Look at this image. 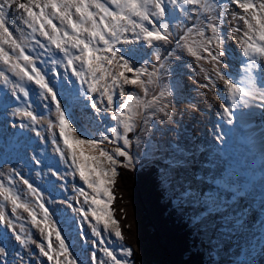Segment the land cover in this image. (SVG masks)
Returning <instances> with one entry per match:
<instances>
[{"label":"bare ground","instance_id":"6f19581e","mask_svg":"<svg viewBox=\"0 0 264 264\" xmlns=\"http://www.w3.org/2000/svg\"><path fill=\"white\" fill-rule=\"evenodd\" d=\"M222 1L224 3L231 0H196L191 4L187 3L186 0H176L175 3L172 0H162L164 13L162 17L157 16V19L160 21L161 28L168 29L170 38L176 39L182 27L190 24L189 18L194 17L196 18L195 22H197L199 18L207 15H205V7L212 9ZM242 1L238 0L239 3H242ZM100 2L106 3L108 0H100ZM250 3L257 4L255 1ZM149 7L150 12L156 11L152 5ZM18 12L13 10L8 21V24H11L7 34L9 41L2 43L3 51H9L12 48L11 41H15L16 44L20 45V48L15 50L12 48L11 53L13 55L10 57L12 60H17V54L21 48L24 51L28 46H33L32 49L24 51H34V57L31 58L33 63L28 65L27 68L30 71L32 67H35L42 76L48 78L50 81L48 85L53 89V92L47 96L38 94V100L29 110L32 113L31 116L21 115V113L13 115L12 113L16 110V103L19 99L18 93H21L19 87L27 83L28 80L27 78L21 80L11 70V62L6 64L0 59V72L3 73V75H0V177L4 171L14 172L9 177L11 184L6 186L11 190V194L18 196V203L29 206L30 211L36 215L38 222L45 223L44 210L46 209L48 214L46 224L57 229L61 228V222L68 226L75 224L72 222H88L89 226L94 223V226L102 228L101 223L97 224L88 209L85 213H77L76 208L78 206L87 208L90 200L88 204H85L84 196L77 188L78 185L83 183V180L79 177V173L71 160V155L63 144L59 131V113L51 99L55 88L54 76H51L49 68L55 64L53 61H56L60 67L67 65L66 61L61 62L65 56L55 45L50 44L46 37L41 36L39 32L34 33L29 25L24 23L28 17L23 10H20L19 15ZM262 12L264 10L259 7L256 14L261 15ZM133 19L138 24L143 23L145 27L152 30V25L149 22L140 21L138 17H133ZM261 19H264V15H261ZM53 21L57 27H62L55 18H53ZM225 24L226 22H217L223 39L218 50L219 55L214 60V64L211 65L220 79L215 78L214 84L211 82L203 83L201 87V93L205 92L206 88L210 91V96L207 99L210 118L202 117V123L198 128L202 129L200 131L210 134V142L202 144L200 140L194 142L190 140L191 144L189 146L191 149L189 151L195 154L192 156L191 165H183L182 163L180 167L184 169V172L180 173L179 170L178 173L184 178L185 186L193 190L192 193L189 190L185 202L202 201L205 204L206 212L201 220L209 222L221 218L220 223L227 222L229 223L228 227L235 228L236 234L226 233L228 234L227 245L229 247L236 246L235 252L230 251L232 261L234 254H240V257H237L238 260L247 255L245 251L239 253V248L242 249L246 245H252L255 243V239L261 237L260 223L264 222V181L256 183L249 179L243 171L245 165L250 168L253 167V163L250 162L253 155L261 160V165L259 168L257 167V170H264V155L261 153L264 152V53L256 51L264 47V39H261L260 27L254 19L240 20L231 31L225 27ZM229 24L231 25L230 21H228ZM228 32H230V35H228L233 39L232 44L229 42ZM137 35H139V39H137ZM124 36L127 37L129 42H122L120 48L117 49L118 64L112 68V71L116 73L123 71L122 65L125 60L128 61V66L134 70L144 69L149 65L152 68L158 58L159 43H148L144 40V33H141L139 28L135 33L129 31ZM121 39L123 41L124 37ZM145 43L150 49L148 52ZM132 48H135V51H132ZM245 49H248V53ZM17 62L23 64L22 59ZM210 63L209 59L206 65L210 67ZM78 65L79 61H74L70 67L72 70H77ZM142 75L143 73L140 74V80ZM5 77H7V81H5ZM91 79L90 77V81ZM108 80L111 81V78L105 77V80L100 81L97 85L98 90L93 92L96 100L91 104V108L83 110L80 107L79 112H77L78 119L71 122L69 131H67L73 142L76 140L98 141L97 154L100 149L109 148L115 139L123 137L124 134L120 122H113L111 118V105L108 104L107 97L101 95L104 91L103 85ZM16 82L18 88H16ZM232 86H235L239 91L233 90ZM138 90L139 86H137L136 92ZM118 92L119 88L117 86L110 93L114 97V103L117 104V112L119 110ZM93 104H95V107H93ZM76 105L79 104L76 103ZM61 110L60 108V112ZM232 112H236L238 116L233 118L231 116ZM232 125L240 140L242 134L254 135L253 137L257 139L255 150L246 146H244L246 149L237 146L231 138L234 130ZM112 129H116V133H113ZM25 130L30 131L29 136L25 134ZM20 131L23 132L22 136L16 141L14 135ZM198 133L200 132L198 131ZM74 147H77L78 150L80 148L75 143ZM248 150H250L252 156L247 153ZM256 166L258 165L256 164ZM251 169L254 172L256 170ZM57 176L62 179L59 190L55 189L52 184V178ZM25 180L28 182L27 184ZM19 182L25 184L27 189L25 193L28 192L27 196L21 194L19 189H15L14 186ZM228 184L231 185L230 188L226 187ZM31 188L36 190L35 194H33ZM85 192L89 196L91 195V189L87 188ZM239 196L246 197L238 202ZM2 201L5 200L2 199L0 203ZM6 201H8V206H2L0 211H3L5 216L9 218L13 213L11 210L12 202L11 200ZM55 201L68 204L71 214L57 213L54 207ZM185 202H183V205H185ZM40 204L44 205V209L40 208ZM198 208V206L194 207L195 210ZM23 216L25 220L32 222L29 211L24 209ZM8 218L6 217L7 220H9ZM14 220L21 223L26 222L20 217H15ZM197 222H200V220H197ZM237 228L248 231L246 236L241 237L239 235L241 229L238 231ZM29 231L31 232V228ZM102 231L98 237L105 239ZM33 233L34 230L31 234ZM91 234L96 236L93 231H91ZM55 238H57L56 235ZM55 244L54 241L52 246L55 247ZM44 246L48 249L47 239ZM228 249L230 250V248ZM60 259H63L62 256Z\"/></svg>","mask_w":264,"mask_h":264},{"label":"snow or ice","instance_id":"6c2138e0","mask_svg":"<svg viewBox=\"0 0 264 264\" xmlns=\"http://www.w3.org/2000/svg\"><path fill=\"white\" fill-rule=\"evenodd\" d=\"M173 3L176 0H172ZM187 3L191 4L196 2V0H186ZM115 6V11L108 6V4ZM16 5L18 9L23 10L28 19L24 21L25 24L29 25L32 31L39 32L41 36L46 37L47 41L55 45L65 57H67V65H73L74 61H80L82 69H86V73L92 79L88 82V88L92 92H96L97 85L100 81L105 80V77L111 78V83H105L103 85L104 91L101 93L102 96L107 97V102L109 105L113 103V95L110 94L112 89L115 87L120 88V95H125L123 88L125 85H137L142 83L140 80V74L146 69H133L128 66V61L123 62V71L118 73L113 72L112 68L116 67L118 64L117 56V46L122 42H129L127 37L124 36L125 33L131 31L136 32L137 28L140 29L141 33H144V40L148 43H155L159 41L167 42L170 40V33L167 28H161L160 21L157 16H163L164 9L162 0H108V3H102L100 0H29L28 3H18L17 0H3L0 3V29H3L5 35L8 34V29L4 27L5 24V14L3 9L5 7L11 8ZM150 5L156 9L154 12H150ZM246 12L254 10L255 6L252 3H243L240 5ZM261 10H264V3L259 5ZM35 8H39V11H34ZM50 9V11H48ZM208 8L205 7V11ZM264 15V12L261 13ZM261 15L255 14L253 12L252 19L260 27L261 39H264V19H261ZM155 17L156 19H150ZM133 17H138L140 21H148L152 25V30H149L144 26L143 23L138 24ZM53 18L59 21L62 27H57L56 23L53 22ZM38 25V27H37ZM251 26V25H250ZM211 31L214 35L216 43V48H220V38L216 36L217 28L215 24H209ZM70 30V31H69ZM189 32L192 29L188 30ZM201 37L204 36V32L199 33ZM122 37H124L122 41ZM139 39V35H137ZM178 45L182 47L181 42L178 40ZM3 41H0L2 45ZM39 43V41H37ZM212 43V38L208 40H202L199 47L203 51L208 52V45ZM13 49L20 48V45L16 44L15 41H11ZM102 45V47H101ZM70 49L78 50L79 55L73 56L70 53ZM187 51L196 55L193 47L189 46ZM248 53V49H245ZM259 53H264V47L257 49ZM0 59H2L6 64L11 62V70L20 77L21 80L27 78L28 81H35L36 85H39L42 96H47L48 93L53 92V89L49 87L48 83L45 82L44 76L40 74V71L35 67H32L30 71L27 66L33 63L30 56L25 55L23 49L17 54V60H12L9 54L3 51L0 47ZM23 61V64L18 63V60ZM212 59H217V56H212ZM53 63H57L53 61ZM75 75L85 79V74L83 71H76ZM125 72H134V78H129L125 75ZM0 75H3L0 72ZM7 81V77H5ZM229 84H231L229 82ZM17 87H19L17 85ZM232 89L236 92L235 86ZM14 91V89H13ZM20 92L24 96H28V92L20 87ZM57 96L53 93L51 99L56 100ZM95 107V104H93ZM122 107L124 109H129V104L125 102ZM56 110L59 113V124H60V134L63 137V144L67 147L68 152L71 155V160L75 165L76 170L79 173V177L83 180L84 184L87 185L88 189H91V195L89 196L83 189H80L81 195L84 196V203L88 204L89 200L91 207L89 211L91 215L95 218L97 224L102 223L105 230L113 229L116 237L121 238L122 233L118 225V222L113 218L112 210L110 205L114 201V193L112 191V185L114 183V178L117 176L116 165L118 160L115 157H125L127 161H130L131 156L128 151H125L121 147L115 148L114 155L110 154L103 149H100L97 154L98 141L96 140H76L73 142L70 139L69 133L66 131V125L68 121L64 118V114L60 112V105H56ZM229 111H231L229 109ZM13 115L20 114V109L17 108ZM27 116H31V112L24 113ZM123 113H117L116 118L121 119ZM130 120L131 117L129 116ZM35 122V121H33ZM123 122V121H122ZM131 123L124 122V144L128 145L129 140L127 138V133L132 131ZM26 126V125H25ZM116 129H112L113 133H116ZM103 139V138H102ZM74 143L79 145V150L74 147ZM25 183L28 182L25 180ZM31 187V186H29ZM33 194L36 193L34 188H31ZM0 195L4 197V200H11L12 211L15 213L16 209L23 207L26 211H29L32 223L36 227H40V223L37 221L36 215L30 211L27 204L18 203V196L11 194L10 189H5L3 185H0ZM103 197V199H101ZM40 208L44 209V205L40 204ZM45 223L47 221V210H44ZM0 221H5L8 227H12V222L7 221L5 213L0 211ZM43 233L45 228L40 229ZM93 232L96 236H99V232L93 228ZM51 236V232L45 239ZM56 237L59 240L60 251L54 254H49L52 251V245L49 243V251H44L43 246H41V252L43 255L47 256L49 261H54V264H75V261L70 259V253L65 243L60 239V234L56 233ZM16 239L20 241L21 245L25 241L20 239L17 235ZM6 244L0 243V261L6 254ZM125 251L131 255L132 250L130 248ZM104 255H106L112 264H128L126 260H118L116 255L107 248L103 249ZM64 256L65 259L61 260L60 257ZM95 259V257H94ZM100 264H106V262L101 261Z\"/></svg>","mask_w":264,"mask_h":264},{"label":"rangeland","instance_id":"374dc122","mask_svg":"<svg viewBox=\"0 0 264 264\" xmlns=\"http://www.w3.org/2000/svg\"><path fill=\"white\" fill-rule=\"evenodd\" d=\"M252 1H255L257 3L256 5H254L255 6L254 10L246 12L243 8L240 7L241 4L250 3ZM28 2L29 0H17V4L28 3ZM0 3H3V0H0ZM261 3H264V1L243 0L241 4L238 3V0H231L230 2H224V3L222 1L217 5V7L215 6L212 9L209 8L206 11L205 15L207 14L206 15L207 17L205 16L199 18L197 22H195L196 18L194 17L188 19L190 23L188 24V27H192L196 23L197 26L193 28L191 32L186 30L184 26L182 27L180 33L178 34L179 35L178 37H181L180 42L182 44V47L179 46L178 43L176 44V39L178 37L176 39L170 38V40L167 42L164 41L158 42L159 46L157 49V57H158L157 62L153 64L152 68H150V65L144 67L146 71L142 72L143 73L141 79L142 83H139L137 85L124 86L123 91L125 95L121 97L122 100L120 101V109L118 110V112L116 110L117 104H115L114 101L111 104V114H112L113 122L117 121L116 118L117 113H123V116L120 119L122 123L121 126L123 127L124 122L132 124L131 125L132 131L126 134L129 140L128 145L124 144V136H125L124 133L123 137L115 139L114 142L110 144L109 148L103 149L104 151H107L113 155L115 152V148L117 147H121L125 151H128L129 155L131 156L130 161H127L125 157H115L118 160L116 169L118 164H120L122 160H126L127 163L129 162L131 164V168L135 171L134 175L141 176L143 174L142 170L144 169V167L150 166L153 163L157 164V168L158 166L162 165L164 168L163 177L167 180V182L170 183L171 181L170 188L172 190L173 182L176 180V178H178V175H180L178 173L179 170L181 171L180 173L184 172V169H181V167L177 170L178 167L174 166L175 162L179 161V159L175 155V149L171 144L172 140L173 141L177 140L176 132L174 131V129L176 128V126L179 129H181L183 127L182 124L184 122L185 116L188 113L194 111V108L189 107L187 103H189L191 100H195L201 94L200 82H207L209 81L210 78V81L214 83L215 78L218 77L217 73L212 69L211 65L214 64V59H212V56L215 55L218 57L219 52L216 48L217 41L214 38V35L211 31V28L209 27V24L211 23L216 25L217 32L215 35L219 36L220 41L222 42L223 39L222 33L220 31V27L217 26V22L220 21L221 23L226 22L225 27H227L228 30L231 31L240 20L248 21L249 19H252L253 12H255V14L257 13L259 9V5ZM13 10L19 11L18 15L20 14V9H18L15 4L11 8L5 7L3 9L5 14L4 27H6L8 31L11 28V24L9 25L8 21L11 18V14ZM150 19L154 20V17H150ZM228 21L231 22V25L230 24L228 25ZM201 31L204 32L203 37L199 35ZM229 33L230 32L227 33V36L229 38V42H231L230 44H232L233 39L232 37L229 36L230 35ZM0 37H6V35L3 33V29H0ZM209 38H212V41H214L215 43L209 44L208 45L209 51L205 52L203 51V49L199 47V44L202 40L206 41ZM189 46L193 47L194 51H196V55H193L192 53L187 51V48ZM209 59L211 62L210 67L206 65ZM125 75L129 76V78H134L135 73L132 72L129 74L128 72H125ZM137 86H139V90L136 92ZM209 96H210V91L207 94H205L203 98L208 99ZM125 102L129 104V109H124L122 107V105ZM204 112L205 111H201L200 113L204 115ZM129 116L131 117L130 120L128 119ZM190 149H191L190 146L189 148L181 149L184 155L187 157L186 160L182 162L183 165L184 164H187L188 166L191 165L192 156L195 153L193 154L191 151H189ZM166 159L169 161V163L165 167V164L167 163ZM175 172L176 175L174 176ZM13 173L14 172L10 170L4 171L2 173L0 177V185H3L5 189H8L6 185L11 184V182L9 181V177ZM186 177L187 175L185 176V178ZM23 186L25 190H27L24 183ZM14 187L15 189H19L21 191V188L18 186V184L15 185ZM189 190L191 191V193L193 192V190L189 188L187 190L188 194H189ZM27 195L28 192L24 193V196ZM172 195H174L173 190H172ZM187 197L188 196H185L184 200H186ZM2 199H4V197L0 195V201ZM148 201H149L150 209L152 210V214L156 218V212H154L155 206L153 202H151L149 193H148ZM132 202H128V207H129V216L127 215L128 221H130L129 218L130 213L132 215ZM185 204H187V206H190V203L185 202ZM6 205L8 206V201L6 200L2 201L0 203V210H2L1 209L2 206L6 207ZM54 207H55V203H54ZM198 207L199 208L197 210L199 211L195 209L194 210L197 213H200L203 217L206 212V207L203 208V206L201 205H198ZM65 208L67 212L66 214L70 215L71 209L68 207V204H65ZM23 210H24L23 207H19L16 209L15 213L14 212L12 213L11 217L8 218V216H6L9 219L7 221H11L12 219L11 222L17 224V226L14 227V229L10 227L11 230H10L9 249L17 250L18 247L22 246L21 243H19V240L16 239V236L19 235L20 239L25 241L24 244L28 248L29 255L26 256L25 260L31 261L32 259L31 256L37 257V259L41 260L42 257L41 254L43 253H41L40 246H43L44 251H47L46 247L44 246L45 231L42 233L40 230L41 228H44V226H42L43 225L42 223L44 222L40 223L39 228L36 227V225H34L32 222L25 220V217L23 216ZM15 217L23 218V220L26 222L23 223L16 222L14 220ZM29 217H31L30 214ZM116 221L119 222L118 219ZM220 221L221 218H219L218 220H213L203 223L202 231L200 230L199 227H197V233H196L197 238L202 240L199 242V245L201 249H205L206 251L209 250V248L211 249V247L214 249L212 259H210L211 264H237L240 254L239 255L234 254L231 261L230 253L235 252L236 246L232 245V247H229L227 245L228 234H226V233L236 234L235 228L228 227L229 223L227 222L220 223ZM24 223H26L25 225L26 227L23 228ZM230 223L233 224L232 222ZM18 224L20 226H18ZM198 225H200V222H198ZM73 226L76 227L75 230H78L76 223ZM73 226H68V227H73ZM30 228H31V232L32 230H34L33 234H31V232L29 231ZM94 228L96 229V226H94ZM240 229L241 228H237L238 231ZM90 230L93 231V228H91ZM108 230L112 233L111 230L113 229L110 228ZM247 232L248 231H246L245 229H241L239 231V235L241 237H244L246 236ZM102 233L105 238L104 231H102ZM228 248H230V250ZM240 250L241 249L239 248V253ZM22 253L25 254L24 252L21 251L18 253L19 258L12 255L13 257L12 264H26L25 260L20 257ZM114 255H116L118 260H126L128 261V264H134L132 257H130L129 254L115 252ZM87 257H88L87 254L83 256V258L85 259V264ZM62 258H63L62 260L65 259V257L63 256ZM69 258L73 260L72 256H70ZM46 262H47L46 260H41L38 262H34V261L29 262V264H33V263L43 264Z\"/></svg>","mask_w":264,"mask_h":264},{"label":"trees","instance_id":"16d2710c","mask_svg":"<svg viewBox=\"0 0 264 264\" xmlns=\"http://www.w3.org/2000/svg\"><path fill=\"white\" fill-rule=\"evenodd\" d=\"M125 162L122 160L117 166L112 185L114 201L110 207L125 242L132 248L134 264H208L183 216L171 210L157 165L144 167L143 174L138 176L134 175L131 164ZM148 193L156 218L150 209ZM128 202H132L130 221Z\"/></svg>","mask_w":264,"mask_h":264}]
</instances>
